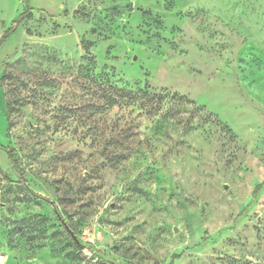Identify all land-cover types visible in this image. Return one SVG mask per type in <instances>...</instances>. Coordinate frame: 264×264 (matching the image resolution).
<instances>
[{
	"label": "rangeland",
	"instance_id": "1",
	"mask_svg": "<svg viewBox=\"0 0 264 264\" xmlns=\"http://www.w3.org/2000/svg\"><path fill=\"white\" fill-rule=\"evenodd\" d=\"M180 252L264 264V0H0V264Z\"/></svg>",
	"mask_w": 264,
	"mask_h": 264
},
{
	"label": "trees",
	"instance_id": "2",
	"mask_svg": "<svg viewBox=\"0 0 264 264\" xmlns=\"http://www.w3.org/2000/svg\"><path fill=\"white\" fill-rule=\"evenodd\" d=\"M31 13V8H27V10H25L21 16L19 17L18 20H16L14 23V25H18V23H20L23 19L27 18L28 16H30ZM113 93H111L108 97V104L109 105H113L119 97V99H124L125 101H132V102H137L139 103L140 107L143 109V113H145L147 116H153L156 115L159 111V108L162 106V104L164 103L166 97L168 96V94H155L152 92H149L147 87H145L144 89H139L137 91H131V90H125L122 88H112ZM116 93V96L114 95ZM9 158L11 160V164L13 166V168L15 169V171L17 172V174L19 175L20 181L19 183L21 184V186L26 190L27 193H29L33 198L35 199H39L42 201H49L48 198L35 193L28 185L27 183V175H26V171L23 168L22 165V160L21 157L19 155V153L17 152V150L11 146L8 145L6 146ZM263 184H259L256 186L255 188V192H258L261 188H262ZM66 234L69 236L70 240L72 241V244L74 245V247L76 248V250L78 252H80L84 259L87 260L88 262H91V258H88V256L84 255L79 244L74 240V238L72 237L71 233L67 230ZM182 255V252L180 253H174L172 255V258L170 260L169 264H173L176 258H179ZM101 263V262H99Z\"/></svg>",
	"mask_w": 264,
	"mask_h": 264
},
{
	"label": "water",
	"instance_id": "3",
	"mask_svg": "<svg viewBox=\"0 0 264 264\" xmlns=\"http://www.w3.org/2000/svg\"><path fill=\"white\" fill-rule=\"evenodd\" d=\"M112 206H114V204H112ZM65 227L67 228V230L71 233L72 237L74 238V240L79 244V240L76 237V235L74 234V232L68 227V225L65 224ZM177 229V228H176Z\"/></svg>",
	"mask_w": 264,
	"mask_h": 264
}]
</instances>
